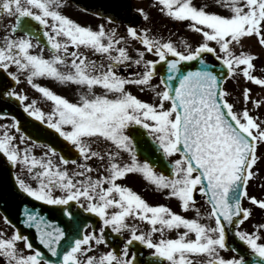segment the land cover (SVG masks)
<instances>
[{
  "label": "snow or ice",
  "instance_id": "6c2138e0",
  "mask_svg": "<svg viewBox=\"0 0 264 264\" xmlns=\"http://www.w3.org/2000/svg\"><path fill=\"white\" fill-rule=\"evenodd\" d=\"M214 3L209 10L196 0H156L162 16L199 36L194 46L180 41L178 47L132 22L124 36L103 24L82 25L62 11L61 0H0V19L7 21L0 31V101L17 103L77 154L57 160V148L47 144L35 155L21 122L0 110V120L11 121L0 123V170L19 168L18 193L68 217L61 228L34 208L20 213V224L34 231L56 264H264V222L243 228L254 209L264 211V194L248 191L264 175V119L252 114L264 108V0ZM133 11L150 18L143 8ZM129 40L141 46L134 55ZM21 76L50 111L15 91ZM39 79L83 91L73 102ZM227 80L242 85L239 109L229 102ZM128 86L151 95L138 98ZM130 174L194 218L149 203L120 182ZM197 193L207 206L203 215ZM4 223L12 225L7 214ZM233 238L242 247L230 245ZM0 264L52 261L16 228L10 235L0 229Z\"/></svg>",
  "mask_w": 264,
  "mask_h": 264
},
{
  "label": "flooded vegetation",
  "instance_id": "af4514ba",
  "mask_svg": "<svg viewBox=\"0 0 264 264\" xmlns=\"http://www.w3.org/2000/svg\"><path fill=\"white\" fill-rule=\"evenodd\" d=\"M123 4H125L127 9V14L131 15L133 19L125 20L117 13L113 12L110 9H107L100 0H61L63 4L66 6L62 9V11L68 15L73 20L81 23L85 26H91L93 29H96V27L99 24H103L106 29H116L118 36H124L126 34V25L129 22H132L137 31L143 29V23L145 21V24H148V22L152 23L154 20V17L156 18L157 14H159L158 11H155L154 8L149 9V19L144 20L142 19L138 13H136L135 9L137 8L136 1L135 0H122ZM197 1V0H196ZM153 5V0H150V7ZM119 8V6H118ZM94 13H99V15H94ZM111 16L116 23H109L107 19L104 17ZM158 20H162L163 16L160 14L158 17ZM7 21L6 19H0V31H3L4 27L6 26ZM150 35H153L150 32ZM156 37V35H153ZM159 39H162L158 37ZM164 39H169L165 38ZM128 48L130 51V54H135V50L138 48H141V46L135 42V41H128ZM142 50V49H141ZM45 56L48 55V53L45 51ZM90 57L91 54L87 53ZM93 59H99V57H91ZM147 59H154L151 55H146ZM123 71V69H121ZM159 80L158 77L154 78L153 83H157ZM39 83L42 86L49 87L53 91H55L57 94L64 95L69 100L75 102L78 100L79 94L83 91L82 89H79L78 86H67V85H60L55 81H52L50 79H39L35 81ZM15 88V91L25 94L28 97V100L25 101V103H30L31 100L35 99L37 100V107H39L41 110L47 112L50 111V103L44 100L41 95L36 92L35 90L31 89L30 86L27 85L25 82V77L21 76V83L19 85H13ZM128 90L132 92L133 94L137 95L138 98L147 100V92L142 93L139 91V89L136 86H128ZM97 94H103V90L100 88L95 89ZM22 108V107H21ZM0 123H11L10 120H0ZM26 144H29L33 147V153L37 156L41 155L44 151H46L45 145L36 143H33L30 140L26 141ZM97 150H102L104 148L103 144L100 145H94ZM77 158V157H76ZM75 158V159H76ZM56 159H59V155L57 154ZM69 170H71L74 165H67ZM14 171L19 172V168L16 170H13L11 167H8L6 170H0V229H4L7 234H11L16 228H22L21 231L24 235L29 236L31 238V242L33 243L35 247V242H38L35 238V234L33 230H29L27 228H24L20 224V213L25 209V207L29 209H36L39 211L42 215H44L47 219H49L53 224L59 225L61 228L65 227V224L68 220V217H65L62 215V213L58 210L55 206H49L45 211H43L42 203L35 201L23 194L18 193V189L15 187V181H14ZM24 177L27 179V174H23ZM93 176L96 174L93 173ZM30 183H34L32 181H28ZM121 183H124L126 186L131 187L134 191H136L138 194H140L143 198H145L149 203L157 204V203H163L166 206L170 207L174 212H177L178 214L184 215L186 218H194L195 213L192 211L188 212H182L177 202L174 199H165L164 193L160 190H157L154 186L148 184L145 180H143L142 176L138 174H130L128 179L120 181ZM198 203L197 207L200 208L201 214H205L207 211V206L204 204L203 199L199 198V193H197ZM32 203V206L30 204ZM243 205L246 207L252 208V206L249 203H246V201H242ZM16 207L19 209L16 210ZM76 210L75 207L73 209ZM7 214L9 219L12 222V225H8L4 223V216ZM81 215H86L81 213ZM205 222V221H202ZM258 223L257 216L255 214V209L253 210L251 218L245 222L243 225L244 229H247L249 231L252 230V225ZM99 223H96V227L99 228ZM183 231V229H181ZM169 238H174L175 232L169 233ZM127 237V234H125V238ZM194 238V237H193ZM111 240V237H109ZM231 244V242H230ZM19 247H23L22 243L19 245ZM37 249L41 250L42 253L45 255V257L50 258L52 261V264H56V258L51 257L50 253L47 252L46 249H43L41 246H37ZM100 249L103 251H106L107 249L103 248V246H100ZM137 250L141 252L143 255L148 254L147 249H139V246H137ZM225 257H230L234 255L232 252H225L223 253Z\"/></svg>",
  "mask_w": 264,
  "mask_h": 264
},
{
  "label": "rangeland",
  "instance_id": "374dc122",
  "mask_svg": "<svg viewBox=\"0 0 264 264\" xmlns=\"http://www.w3.org/2000/svg\"><path fill=\"white\" fill-rule=\"evenodd\" d=\"M135 1L137 8L139 9L143 8L147 14H149V9L152 8H154L155 11H157V8L154 7V5L156 4V0H153V5L151 7H150V0H135ZM196 3L198 5H205V4L208 5L209 10H214L216 8L214 0H197ZM143 29H149L153 35H156V38L160 37L164 39L165 37L171 39L174 43L177 44L178 47H181L180 41L191 43L194 46L196 41L199 39L198 34L191 33L187 29L186 24L170 21L168 18L164 16L163 19L160 21L158 20L157 16L156 18L154 17L152 23L148 22V24H145L144 21ZM249 87L252 86L249 85ZM224 88L226 91L230 93L228 97L229 102L236 101L234 106L237 109L241 108L243 106L242 96L240 93V89L242 88V85L238 84L234 80H229L225 83ZM147 95L149 97L151 93H147ZM252 114L258 116L260 119H264V108H261L259 112L253 110ZM259 152L261 154H264V147H260ZM261 168L264 169V165H261ZM261 185H264V175H259L258 178L254 179L251 182L248 188L249 194L257 195V196H261L262 194H264V187H261ZM246 203L248 202L246 201ZM252 208H254V206H252ZM255 214L257 216L258 223L264 222V211L255 210Z\"/></svg>",
  "mask_w": 264,
  "mask_h": 264
},
{
  "label": "water",
  "instance_id": "95a60500",
  "mask_svg": "<svg viewBox=\"0 0 264 264\" xmlns=\"http://www.w3.org/2000/svg\"><path fill=\"white\" fill-rule=\"evenodd\" d=\"M102 4L107 8L112 10L113 12L120 15L125 20L133 19V17L127 14V9L125 4H123L122 0H100ZM119 6V8H118ZM209 66H216L212 62V58H209ZM226 82V81H225ZM7 108L11 115L15 116L21 122V128L24 130L30 137L33 142L39 144H53L57 148V153L63 154L65 157L69 159H75L77 154L70 150L68 147L64 146V143L60 141L56 136L50 134V130H46L44 125L39 124V122L33 121L31 118L27 117V115L22 111L17 103H13L12 101H8L4 103L0 101V110ZM32 206V203L30 204ZM43 211L48 209L45 204L42 203ZM16 210L19 209L16 207ZM21 229V228H18ZM232 245L240 247L238 242L233 238L230 240ZM41 246L38 242H35V247ZM42 247V246H41Z\"/></svg>",
  "mask_w": 264,
  "mask_h": 264
}]
</instances>
